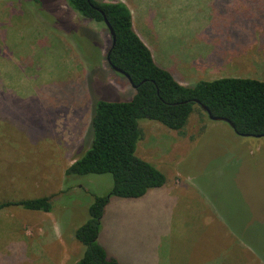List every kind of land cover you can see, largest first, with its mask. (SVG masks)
I'll return each mask as SVG.
<instances>
[{
	"label": "rangeland",
	"instance_id": "1",
	"mask_svg": "<svg viewBox=\"0 0 264 264\" xmlns=\"http://www.w3.org/2000/svg\"><path fill=\"white\" fill-rule=\"evenodd\" d=\"M109 1L130 8L134 29L154 60L182 84L231 74L264 79V62L244 65L236 58L239 65L216 66L200 59L201 31L212 24L209 0ZM250 1L263 9L259 17L232 19L229 31L260 27L250 34L264 44V0ZM234 3L232 16L238 11ZM110 45L106 25L84 18L68 0H0V203L45 196L53 201L49 213L21 206L0 210V264H75L83 256L76 231L90 218L96 198L108 196L113 176L69 178L66 171L92 143L97 101H129L136 93L108 68ZM256 47L247 50L248 61L264 49ZM139 126L137 156L166 175L179 172L182 209L169 204L165 186L140 199L113 196L100 243L127 264H161L142 245L135 250L132 241L148 230L147 223H175L181 216L208 233V222H202L220 226L215 239L204 235L196 246L180 238L172 249L174 264H264V136H240L198 109L184 135L150 119ZM170 232L177 240L176 229Z\"/></svg>",
	"mask_w": 264,
	"mask_h": 264
},
{
	"label": "trees",
	"instance_id": "2",
	"mask_svg": "<svg viewBox=\"0 0 264 264\" xmlns=\"http://www.w3.org/2000/svg\"><path fill=\"white\" fill-rule=\"evenodd\" d=\"M68 2L84 18L104 24L105 17L108 19L116 40L113 46V36L106 26L111 45L105 62L114 73L129 81L114 67L128 74L132 81L129 83L136 90L129 101H97L94 114L91 113L92 143L66 171L69 178L87 174L113 176V187L108 196L96 198L90 207V218L76 231V239L85 251L75 264H122L109 256L99 241L105 208L113 196L142 198L149 190L163 187L167 181L165 174L154 164L136 154L138 142L143 137L139 121H158L184 135L190 116L197 109L209 117L202 108L204 105L213 116L229 120L236 134L262 137L264 80L224 77L184 85L153 59L150 48L135 31L131 10L125 3L109 0ZM9 206L49 213L53 210V201L52 197L45 196L3 202L0 210Z\"/></svg>",
	"mask_w": 264,
	"mask_h": 264
},
{
	"label": "crops",
	"instance_id": "3",
	"mask_svg": "<svg viewBox=\"0 0 264 264\" xmlns=\"http://www.w3.org/2000/svg\"><path fill=\"white\" fill-rule=\"evenodd\" d=\"M209 1L211 3V7L209 8L210 10L208 9L209 10L208 12H210L211 15L213 16L211 21L212 24H210L209 28H206L201 31L205 36V41L204 43H202L204 45L205 50L203 49L204 55L203 57L201 56L200 59H203L204 61H208V63H212L213 65L216 66L227 65L229 63L233 65H239L234 63L235 62L234 60H236V58L238 61L243 62L244 65L246 64L251 65L252 64L251 62L253 60L257 61V63L264 62V49L262 48L257 49V52L251 57H249V61L247 57V50L248 51L252 50L258 45H264L262 43L258 44V42L254 41L252 39L254 34H250L251 32H257L259 30L260 32L263 31L262 29H258L260 27L252 28V30H249L247 27H245V25H242L241 29L239 30L229 31L230 23L232 19H235V21L242 20V22H244L247 19L253 17L255 18L259 17L260 7H258L256 4L253 6L250 0H209ZM233 2H235L234 6L238 7L236 16L231 15V12L233 14L232 11ZM224 6H228V7H224ZM170 51H172L171 54L177 53L175 52V50H170ZM182 58H184V60H187L188 62L189 57L185 56ZM164 68L170 70L168 67H164ZM224 77L257 78L251 76H241L240 74L239 75L231 74V75H226ZM224 77H217L214 79L224 78ZM214 79H201V80H214ZM258 79L264 80L263 78H258ZM165 176H166V180H167V176L169 177L168 183L166 181V185H164L165 186L164 191L168 196L169 204L171 206H180L179 200L183 196V191L178 187L179 172L169 173V175L165 174ZM173 209L179 210L182 209V206ZM178 218H179L178 221L176 222L174 221L175 223H163V222L159 223L160 221L158 222L153 221L152 223H147L146 224L147 226L150 225L148 230H142L141 232H139L138 237L134 234L138 238V240L135 239L134 241H132L135 250L138 249V244L139 247H141L142 245L144 248V252L147 255H149L152 259H154L156 262L158 260L162 262L161 264H174L173 261H175V256H173V254H175V252H172V249L173 246H177L176 244L179 243L180 238L188 237L194 242L193 244H195L196 246L199 245V240L204 235L207 238L214 237V239L217 236V231L220 225L214 227L212 225L213 223H220V222H215V221L202 222V223L208 222L210 226L208 227L210 228L208 233L206 229L201 230L202 228H205V226H201L198 228V226L195 225L194 227H192L193 223H188L186 221V218H183L181 216H179ZM172 227L176 229V232H174L175 234L174 236L178 237V239L175 241H173V234L170 232ZM222 229L229 230V228H222ZM192 232L194 233V235ZM105 234L111 236V233H105ZM100 235H99V241H100ZM107 240L110 239L106 237L105 240L103 239L104 242H106ZM201 243L202 242H200V244ZM107 245L110 246L111 244L108 242ZM103 246L106 248L109 256L116 258L122 264H127L125 257L119 260L116 255L111 253L109 247H106L105 245ZM139 250L143 254V251L140 248ZM164 253H167L166 257H164ZM190 253L193 254V251H191ZM220 259L221 256L220 257L214 256V260L219 261ZM242 262H245V259L242 260Z\"/></svg>",
	"mask_w": 264,
	"mask_h": 264
},
{
	"label": "water",
	"instance_id": "4",
	"mask_svg": "<svg viewBox=\"0 0 264 264\" xmlns=\"http://www.w3.org/2000/svg\"><path fill=\"white\" fill-rule=\"evenodd\" d=\"M105 24H106V26L109 28V30H110V32H111V34H112V36H113V43H112V45L114 46V44H115V40H116L115 32H114V30H113L111 24L109 23V21H108V19H107L106 17H105ZM114 69L117 70V71H119V72H121V73H123V74H125V76L129 79V81L132 82L131 79H130V77H129V75L126 74L124 71H122V70H120V69H118V68H116V67H114ZM202 108H203L204 111H206V112L209 114L210 119H212V120H216V121H225V122H227L232 128H234V125H233L229 120H227V119H225V118H221V117L213 116V115L211 114V112L208 110V108H207L206 106H204V105H202Z\"/></svg>",
	"mask_w": 264,
	"mask_h": 264
}]
</instances>
